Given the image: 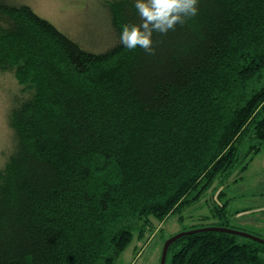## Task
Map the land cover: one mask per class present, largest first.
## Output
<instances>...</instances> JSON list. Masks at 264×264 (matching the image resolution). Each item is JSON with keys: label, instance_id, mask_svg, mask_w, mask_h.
<instances>
[{"label": "trees", "instance_id": "16d2710c", "mask_svg": "<svg viewBox=\"0 0 264 264\" xmlns=\"http://www.w3.org/2000/svg\"><path fill=\"white\" fill-rule=\"evenodd\" d=\"M107 2L118 40L92 52L0 0V71L20 84L0 167V264H117L151 217L182 219L264 149V0H199L197 16L154 34L151 55L119 43L140 23L135 0ZM226 205L190 229H241L229 215L242 210ZM166 264H264V243L197 231Z\"/></svg>", "mask_w": 264, "mask_h": 264}, {"label": "rangeland", "instance_id": "374dc122", "mask_svg": "<svg viewBox=\"0 0 264 264\" xmlns=\"http://www.w3.org/2000/svg\"><path fill=\"white\" fill-rule=\"evenodd\" d=\"M29 5L61 31L92 52H103L118 40L112 24L108 0H11ZM20 84L12 71H0V167H3L15 146V132L9 123L14 97ZM238 175V176H237ZM228 181L216 180L193 206L152 224L143 237L134 235L132 243L121 254L117 264H159L165 239L180 231L220 219L214 215L216 205L227 203L232 224L264 239V149L240 174ZM237 178V180H235Z\"/></svg>", "mask_w": 264, "mask_h": 264}, {"label": "clouds", "instance_id": "9594fccd", "mask_svg": "<svg viewBox=\"0 0 264 264\" xmlns=\"http://www.w3.org/2000/svg\"><path fill=\"white\" fill-rule=\"evenodd\" d=\"M199 0H135L138 24L122 27L119 43L129 51L143 49L154 54V34L166 35L198 15Z\"/></svg>", "mask_w": 264, "mask_h": 264}, {"label": "water", "instance_id": "95a60500", "mask_svg": "<svg viewBox=\"0 0 264 264\" xmlns=\"http://www.w3.org/2000/svg\"><path fill=\"white\" fill-rule=\"evenodd\" d=\"M205 230H218V231H226V232H231V233H235L244 237H248L251 239H254L256 241L262 242L264 243V239L256 234H253L251 232L245 231V230H241V229H237V228H233V227H225V226H204V227H197V228H193V229H189V230H184V231H180L176 234L171 235L170 237H168L164 244H163V248H162V253H161V258H160V263L159 264H166L167 261V254H168V250L170 245L177 240L178 238L185 236L187 234H191L193 232H197V231H205Z\"/></svg>", "mask_w": 264, "mask_h": 264}]
</instances>
